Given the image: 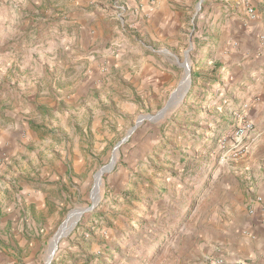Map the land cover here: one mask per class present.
<instances>
[{"label": "rangeland", "instance_id": "1", "mask_svg": "<svg viewBox=\"0 0 264 264\" xmlns=\"http://www.w3.org/2000/svg\"><path fill=\"white\" fill-rule=\"evenodd\" d=\"M139 1L0 0V180L59 171L69 205L44 243L0 264H200L221 195L264 172V0H192L187 31L158 43L164 62L137 45Z\"/></svg>", "mask_w": 264, "mask_h": 264}, {"label": "crops", "instance_id": "2", "mask_svg": "<svg viewBox=\"0 0 264 264\" xmlns=\"http://www.w3.org/2000/svg\"><path fill=\"white\" fill-rule=\"evenodd\" d=\"M172 1L179 6H173ZM226 2L230 6L229 0ZM191 3L192 0H157L154 3L140 0L130 12L136 19L137 33L144 38L137 41V45L147 49L155 62H164L167 57L166 49H159L162 43L173 44L171 38L178 39L187 31L186 15ZM210 7L213 10L210 24L215 27L220 24V15L226 6L218 3ZM210 7L203 10L200 19L205 18ZM52 29L57 32L56 27ZM229 30L230 26L223 27L222 36ZM230 38L228 35L227 39ZM227 42L228 46L232 43L237 48L254 41ZM158 43L161 44L158 46ZM6 136L8 134L0 129V141L5 142ZM26 170L23 181L6 184L5 180H0V262L3 258L11 262L20 250L29 246L39 247L48 232L61 223L69 208L67 195L59 183L62 175L59 171H48L47 167L34 164L26 166ZM246 179L250 182L245 188L237 183L235 188L221 195L219 212L207 219L202 231V247L197 253L200 264H214L218 260L223 264H264V172L252 169Z\"/></svg>", "mask_w": 264, "mask_h": 264}, {"label": "water", "instance_id": "3", "mask_svg": "<svg viewBox=\"0 0 264 264\" xmlns=\"http://www.w3.org/2000/svg\"><path fill=\"white\" fill-rule=\"evenodd\" d=\"M136 129V127L135 128H133L132 129V131H131V133L134 131ZM130 133V134H131ZM114 164H115V153H114V156H113V159H112V161H111V163H110V165L109 166H107V167H105V168H103L102 170H100L98 173H97V177H99V183L97 184H95V187H94V191H95V194L93 193V200H95L96 201V199H97V197H98V194H99V188H100V185H101V179H102V176H103V174L105 173V172H109L113 167H114ZM97 180V179H96ZM93 209V207H91V208H88V209H80V210H76V211H74V212H72V213H76L77 215H78V219L85 213V212H87V211H90V210H92ZM71 213V214H72ZM70 214V215H71ZM69 215V216H70ZM68 216V217H69ZM76 223H77V221H76ZM75 223V224H76ZM75 226V225H74ZM58 237V233H57V235H56V237H55V239H56V244L53 246L52 245V249H51V256H53L54 255V252L57 250V246H58V244H59V242H60V240L62 239V237H59V238H57ZM52 258V257H51Z\"/></svg>", "mask_w": 264, "mask_h": 264}, {"label": "bare ground", "instance_id": "4", "mask_svg": "<svg viewBox=\"0 0 264 264\" xmlns=\"http://www.w3.org/2000/svg\"><path fill=\"white\" fill-rule=\"evenodd\" d=\"M99 178V177H98ZM77 214L76 213H72L68 219V221L61 227L60 231L58 232V237H64V235L67 234V232L69 231L70 229V226H72V224L74 223V221L76 220L77 218ZM76 223V222H75ZM70 233V232H69ZM56 244V239H54L53 241V246Z\"/></svg>", "mask_w": 264, "mask_h": 264}, {"label": "built area", "instance_id": "5", "mask_svg": "<svg viewBox=\"0 0 264 264\" xmlns=\"http://www.w3.org/2000/svg\"><path fill=\"white\" fill-rule=\"evenodd\" d=\"M148 2H150V3H154L155 2V0H148ZM249 4V3H248ZM245 9H246V13L249 15V16H254L255 15V10H254V8L252 7V6H250V5H246V7H245ZM251 128V125H246L245 127H243V129L242 130H240V132L241 133H244V131H248L249 129ZM237 134H239V133H237ZM263 262H264V258H263ZM214 264H223V261L222 260H218V261H215L214 262ZM240 264H245V263H240Z\"/></svg>", "mask_w": 264, "mask_h": 264}, {"label": "trees", "instance_id": "6", "mask_svg": "<svg viewBox=\"0 0 264 264\" xmlns=\"http://www.w3.org/2000/svg\"><path fill=\"white\" fill-rule=\"evenodd\" d=\"M226 123H228V122H226Z\"/></svg>", "mask_w": 264, "mask_h": 264}]
</instances>
